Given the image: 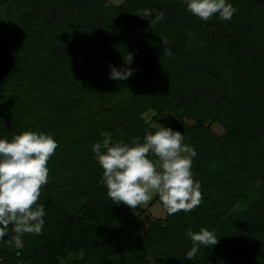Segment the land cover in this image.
I'll list each match as a JSON object with an SVG mask.
<instances>
[{
  "label": "trees",
  "instance_id": "obj_1",
  "mask_svg": "<svg viewBox=\"0 0 264 264\" xmlns=\"http://www.w3.org/2000/svg\"><path fill=\"white\" fill-rule=\"evenodd\" d=\"M228 2L231 21L205 22L182 0H0V139L32 131L58 144L37 201L42 233L22 249L0 242V264H264V194L252 198L264 185V0ZM109 65L133 75L110 79ZM159 118L197 152L202 201L143 232L108 197L92 146L105 132L142 140ZM189 229L219 243L187 260Z\"/></svg>",
  "mask_w": 264,
  "mask_h": 264
},
{
  "label": "clouds",
  "instance_id": "obj_2",
  "mask_svg": "<svg viewBox=\"0 0 264 264\" xmlns=\"http://www.w3.org/2000/svg\"><path fill=\"white\" fill-rule=\"evenodd\" d=\"M182 2L186 11L205 22L213 17L231 21L237 11L228 0ZM151 15V9H143L138 14L142 18ZM163 18L164 14L159 13L151 25ZM168 54L171 55L170 50ZM132 62L133 56L128 55L125 64ZM109 67L110 79L117 81H126L134 71L131 67L123 70ZM156 127L154 134L149 132L142 140L135 137L130 144L114 141L105 132L102 142L92 146V153L103 169L107 195L116 205L123 203L136 209L157 194L169 215L191 212L202 201L201 184L194 180L191 171L197 152L184 143L185 134L160 124ZM57 148L53 136L42 132L26 131L11 141L0 139V242L14 243L16 249H22L26 234L42 233L46 212L44 205L37 201L42 186L48 183L47 164ZM149 154L157 159H150ZM9 231L14 235L6 241L4 237ZM188 236L193 245L186 254L190 261L195 259L201 246L214 247L219 243L214 231L208 229L199 232L189 229Z\"/></svg>",
  "mask_w": 264,
  "mask_h": 264
},
{
  "label": "rangeland",
  "instance_id": "obj_3",
  "mask_svg": "<svg viewBox=\"0 0 264 264\" xmlns=\"http://www.w3.org/2000/svg\"><path fill=\"white\" fill-rule=\"evenodd\" d=\"M124 1L125 0H110V2H112L114 5H120ZM16 11L17 9H15L13 5L11 6L3 5L2 12H1L2 21L6 23L7 25H11L15 23L16 21L15 18L18 17ZM153 115L154 114L149 113L145 116V118L150 121V118ZM157 124L163 125L164 127H171L172 121L166 118H159L153 121L151 123V126L153 128H157L156 127ZM213 129L219 135L223 134L224 132V129L218 124L214 125ZM263 194H264V185L260 184L258 187L257 193H254L252 195V198L258 199ZM125 212L129 217L140 216L138 225H139L140 230L143 232L147 230L150 221L155 220V219H164L166 217V209L164 208L157 194H153L152 198L148 202L142 204L141 206H137L136 209L130 208L129 210H126ZM152 264L154 263L152 262Z\"/></svg>",
  "mask_w": 264,
  "mask_h": 264
}]
</instances>
